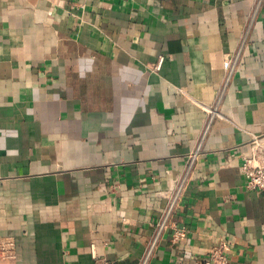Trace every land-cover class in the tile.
<instances>
[{
  "label": "crops",
  "instance_id": "0c3cea01",
  "mask_svg": "<svg viewBox=\"0 0 264 264\" xmlns=\"http://www.w3.org/2000/svg\"><path fill=\"white\" fill-rule=\"evenodd\" d=\"M253 4L0 0V239L15 242L0 264H139L199 144L149 264H204L221 243L230 264H264V192L241 170L264 164Z\"/></svg>",
  "mask_w": 264,
  "mask_h": 264
},
{
  "label": "built area",
  "instance_id": "2783aa9c",
  "mask_svg": "<svg viewBox=\"0 0 264 264\" xmlns=\"http://www.w3.org/2000/svg\"><path fill=\"white\" fill-rule=\"evenodd\" d=\"M253 5V11L249 19V24L254 22L260 8L264 5V0H254ZM232 68L233 62L231 60H228L224 63V69L226 71H231ZM208 126L209 124L207 125L206 130H208ZM201 156V144H199L196 149L191 154H189L187 158L188 163L185 169L172 178L170 181V186L159 194L161 198L165 199L166 204L161 217L155 224L154 236L147 246L145 255L139 264L150 263L158 248L163 233L168 228L175 227V215L184 199L187 186L192 180L194 167ZM241 170L246 178L245 188L247 190L264 192V164H259L256 162V155L253 154L251 157H244ZM226 248L227 247L224 243H221L219 246L215 247L204 260V264H230V260L226 254ZM14 256L15 242L8 238L0 239V258L12 259Z\"/></svg>",
  "mask_w": 264,
  "mask_h": 264
},
{
  "label": "clouds",
  "instance_id": "9594fccd",
  "mask_svg": "<svg viewBox=\"0 0 264 264\" xmlns=\"http://www.w3.org/2000/svg\"><path fill=\"white\" fill-rule=\"evenodd\" d=\"M91 63V62H90ZM81 75H83V74H81Z\"/></svg>",
  "mask_w": 264,
  "mask_h": 264
}]
</instances>
